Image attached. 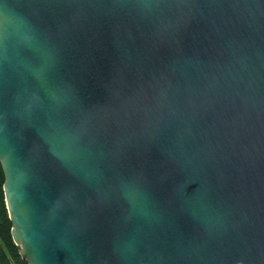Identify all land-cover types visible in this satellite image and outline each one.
Wrapping results in <instances>:
<instances>
[{
    "label": "water",
    "instance_id": "95a60500",
    "mask_svg": "<svg viewBox=\"0 0 264 264\" xmlns=\"http://www.w3.org/2000/svg\"><path fill=\"white\" fill-rule=\"evenodd\" d=\"M0 162L26 264H264V0H0Z\"/></svg>",
    "mask_w": 264,
    "mask_h": 264
},
{
    "label": "trees",
    "instance_id": "16d2710c",
    "mask_svg": "<svg viewBox=\"0 0 264 264\" xmlns=\"http://www.w3.org/2000/svg\"><path fill=\"white\" fill-rule=\"evenodd\" d=\"M2 186L3 173L0 167V264H26L18 253V247L11 239V224L5 207Z\"/></svg>",
    "mask_w": 264,
    "mask_h": 264
},
{
    "label": "snow or ice",
    "instance_id": "6c2138e0",
    "mask_svg": "<svg viewBox=\"0 0 264 264\" xmlns=\"http://www.w3.org/2000/svg\"><path fill=\"white\" fill-rule=\"evenodd\" d=\"M0 163H2V162H0Z\"/></svg>",
    "mask_w": 264,
    "mask_h": 264
}]
</instances>
